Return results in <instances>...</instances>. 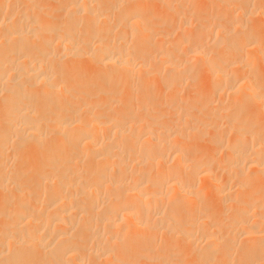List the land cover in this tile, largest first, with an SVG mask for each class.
Returning a JSON list of instances; mask_svg holds the SVG:
<instances>
[{
  "label": "bare ground",
  "instance_id": "obj_1",
  "mask_svg": "<svg viewBox=\"0 0 264 264\" xmlns=\"http://www.w3.org/2000/svg\"><path fill=\"white\" fill-rule=\"evenodd\" d=\"M262 65L264 0H0V264H264Z\"/></svg>",
  "mask_w": 264,
  "mask_h": 264
},
{
  "label": "rangeland",
  "instance_id": "obj_2",
  "mask_svg": "<svg viewBox=\"0 0 264 264\" xmlns=\"http://www.w3.org/2000/svg\"><path fill=\"white\" fill-rule=\"evenodd\" d=\"M207 3H208V4H207ZM207 5H208V6H207ZM195 6H196V9H197V10H202V11H203V10H206V7H209V6H210V2H208V1H206V2H205V1H204V2H200V3H197ZM197 7H198V8H197ZM207 41H209V39H208ZM263 68H264V66L262 65V67H261V69H260V71H261V70H262V71H261L260 73H262L261 75L264 76V74H263L264 69H263ZM222 150H223V149H222ZM220 151H221V149L219 150V153L222 154L223 152H222V151L220 152ZM216 152H217V151H216ZM219 153H216V156L218 155V156H217L218 158L221 157V156H219V155H220ZM217 157H216V159H217Z\"/></svg>",
  "mask_w": 264,
  "mask_h": 264
}]
</instances>
